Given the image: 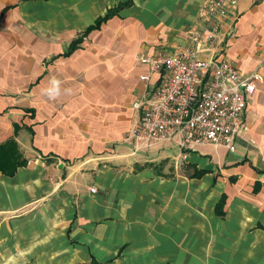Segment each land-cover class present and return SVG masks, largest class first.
<instances>
[{
    "label": "crops",
    "instance_id": "1",
    "mask_svg": "<svg viewBox=\"0 0 264 264\" xmlns=\"http://www.w3.org/2000/svg\"><path fill=\"white\" fill-rule=\"evenodd\" d=\"M205 2L0 0V144L26 160L0 175V264H264V0L202 48ZM187 48L262 80L235 149L201 144L182 169L174 143L130 132L156 79L136 56Z\"/></svg>",
    "mask_w": 264,
    "mask_h": 264
},
{
    "label": "built area",
    "instance_id": "2",
    "mask_svg": "<svg viewBox=\"0 0 264 264\" xmlns=\"http://www.w3.org/2000/svg\"><path fill=\"white\" fill-rule=\"evenodd\" d=\"M237 2L206 0L203 11L209 30L195 36L200 47L218 40L221 23L234 12ZM136 59L148 69L139 79L147 83L152 75L156 79L149 95L132 105L137 112L132 139L143 144L174 143L178 168L201 144L235 149L247 101L262 80L259 73L241 74L225 56L202 58L192 48L142 53Z\"/></svg>",
    "mask_w": 264,
    "mask_h": 264
},
{
    "label": "trees",
    "instance_id": "3",
    "mask_svg": "<svg viewBox=\"0 0 264 264\" xmlns=\"http://www.w3.org/2000/svg\"><path fill=\"white\" fill-rule=\"evenodd\" d=\"M129 5V2H124L119 4L116 8H112L106 12V14L102 17L97 18L92 25H90L84 32L86 35L92 30H98L100 26L106 22L109 18H111L118 9H121L125 6ZM82 40V37L76 39L70 44L69 52L73 51L76 47V44ZM26 165V160L23 158L21 152L18 149L16 142L13 139H9L4 143L0 144V175L11 177L13 176L17 169ZM185 168L184 166L182 169ZM203 171L196 170L192 165L187 167L184 172V176L187 178H197ZM257 190V187L254 191ZM220 206V205H219ZM218 206V208H219ZM219 215L221 212L217 211ZM90 264H98L96 262H91Z\"/></svg>",
    "mask_w": 264,
    "mask_h": 264
}]
</instances>
